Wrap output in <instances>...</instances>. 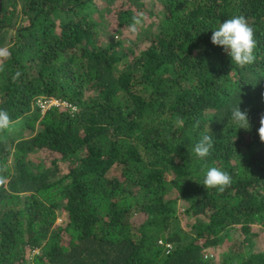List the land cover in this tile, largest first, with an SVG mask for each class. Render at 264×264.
I'll use <instances>...</instances> for the list:
<instances>
[{
  "label": "trees",
  "instance_id": "1",
  "mask_svg": "<svg viewBox=\"0 0 264 264\" xmlns=\"http://www.w3.org/2000/svg\"><path fill=\"white\" fill-rule=\"evenodd\" d=\"M99 1L0 0V264H264V0ZM235 16L257 41L244 67L211 43ZM211 167L230 186L205 188Z\"/></svg>",
  "mask_w": 264,
  "mask_h": 264
},
{
  "label": "clouds",
  "instance_id": "2",
  "mask_svg": "<svg viewBox=\"0 0 264 264\" xmlns=\"http://www.w3.org/2000/svg\"><path fill=\"white\" fill-rule=\"evenodd\" d=\"M141 24V19L133 17V24L130 29L133 33L137 31V25ZM211 43L215 46L222 47L230 56L231 61L240 67L254 63L255 49L257 41L255 39L254 29L248 24L243 16H235L224 20L217 29L212 30ZM9 53L6 50H0V59L7 58ZM2 71V68H0ZM19 73H17V77ZM240 104V103H239ZM239 104L232 108L231 118L238 125L239 129L248 130L250 122L247 111H241ZM12 123L7 111L0 110V129L10 126ZM260 127L258 135L261 142H264V116L260 118ZM214 141L212 136L204 135L195 145L194 152L200 158L210 155ZM232 177L227 172L211 167L206 173L203 181L205 188H218L223 191L225 187L230 186Z\"/></svg>",
  "mask_w": 264,
  "mask_h": 264
},
{
  "label": "rangeland",
  "instance_id": "3",
  "mask_svg": "<svg viewBox=\"0 0 264 264\" xmlns=\"http://www.w3.org/2000/svg\"><path fill=\"white\" fill-rule=\"evenodd\" d=\"M99 8L100 9H106L107 5H106V1L104 0H100L98 2ZM148 5L151 6V3L148 2ZM119 6V2H116L114 6L109 7V9L111 10L108 13V24H109V30L110 32H116L117 28H118V20H117V11ZM105 13V17H106ZM139 26V25H138ZM131 29H125V31L123 32V39L124 38H129V39H133V36L131 34ZM9 38V34L7 35V39ZM5 50V49H3ZM1 60V59H0ZM44 156L46 154H43ZM62 171L64 170V167L62 166ZM65 223V216L64 214L59 213L58 215V220L56 225H63ZM255 232L257 235V238L255 240L256 246H255V250L257 251H264V230H262L259 227H255ZM232 238L230 237L231 240ZM226 243L223 246H219L216 249H209L206 252V257L211 260L212 262L218 263L219 261H221V259L223 258V255L228 252V249L230 248L231 244L229 241H225ZM31 254H39V251H34V253H30Z\"/></svg>",
  "mask_w": 264,
  "mask_h": 264
},
{
  "label": "built area",
  "instance_id": "4",
  "mask_svg": "<svg viewBox=\"0 0 264 264\" xmlns=\"http://www.w3.org/2000/svg\"><path fill=\"white\" fill-rule=\"evenodd\" d=\"M39 105L43 109V111H45V110L49 109L50 107H52L54 105H59V103L56 102V101H48V102L40 101ZM168 248H170V246H168Z\"/></svg>",
  "mask_w": 264,
  "mask_h": 264
},
{
  "label": "water",
  "instance_id": "5",
  "mask_svg": "<svg viewBox=\"0 0 264 264\" xmlns=\"http://www.w3.org/2000/svg\"><path fill=\"white\" fill-rule=\"evenodd\" d=\"M0 12H1V7H0ZM1 28V27H0Z\"/></svg>",
  "mask_w": 264,
  "mask_h": 264
}]
</instances>
